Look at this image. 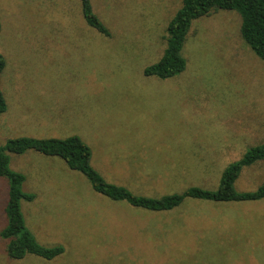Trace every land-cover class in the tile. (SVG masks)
Masks as SVG:
<instances>
[{
  "label": "rangeland",
  "instance_id": "obj_1",
  "mask_svg": "<svg viewBox=\"0 0 264 264\" xmlns=\"http://www.w3.org/2000/svg\"><path fill=\"white\" fill-rule=\"evenodd\" d=\"M90 5L109 38L87 26L80 0H0V147L76 136L91 150V167L136 196L216 191L229 165L264 144V62L241 40L239 15L218 9L194 21L185 71L161 80L143 71L162 56L181 0ZM5 154L34 196L20 202L26 229L63 254L12 261L0 240V264H264V199L150 212L95 193L59 158ZM263 184L264 161L244 168L234 188Z\"/></svg>",
  "mask_w": 264,
  "mask_h": 264
},
{
  "label": "trees",
  "instance_id": "obj_2",
  "mask_svg": "<svg viewBox=\"0 0 264 264\" xmlns=\"http://www.w3.org/2000/svg\"><path fill=\"white\" fill-rule=\"evenodd\" d=\"M80 2L87 26L109 38L110 32L93 13L90 0ZM218 9L235 11L239 15L241 40L264 62V0H181L180 8L167 24L166 46L162 56L155 64L145 68L143 75L147 78L166 80L182 74L186 69V61L181 53L192 23ZM4 66L5 61L0 55V74ZM5 111V98L0 91V115ZM5 151L16 155L35 151L47 157L59 158L69 170L83 174L95 193L111 201L126 202L134 208L150 212L172 211L187 201L232 203L264 199V184L251 193H237L234 188L244 168L264 161V144L247 150L241 160L229 165L222 173L216 191L189 187L180 194L174 193L154 199L136 196L127 188L106 182L90 165V148L76 136L64 140L17 138L0 147V179L7 182L6 200L2 210L5 224L0 230V240L5 243V253L12 261H22L28 255L43 261H52L63 254V248L39 245L26 229L20 202L33 201L34 196L23 193L25 177L9 168V159Z\"/></svg>",
  "mask_w": 264,
  "mask_h": 264
},
{
  "label": "crops",
  "instance_id": "obj_3",
  "mask_svg": "<svg viewBox=\"0 0 264 264\" xmlns=\"http://www.w3.org/2000/svg\"><path fill=\"white\" fill-rule=\"evenodd\" d=\"M173 146H178V144H172ZM175 153H177V154H182V153H184L185 151L184 150H175L174 151ZM188 152V151H187ZM168 153H169V155H170V152L168 151ZM166 163H170V160L169 161H165ZM172 162V161H171ZM195 187H199V186H195ZM200 188H202V187H200ZM204 189V188H203ZM193 202H198V201H193Z\"/></svg>",
  "mask_w": 264,
  "mask_h": 264
}]
</instances>
